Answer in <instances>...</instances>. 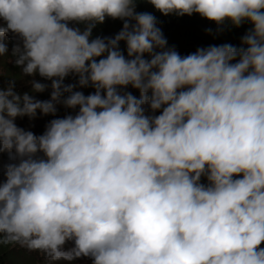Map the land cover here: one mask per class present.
<instances>
[{
	"label": "clouds",
	"instance_id": "clouds-1",
	"mask_svg": "<svg viewBox=\"0 0 264 264\" xmlns=\"http://www.w3.org/2000/svg\"><path fill=\"white\" fill-rule=\"evenodd\" d=\"M140 2L0 0V57L19 69L0 88V244L48 264H264V0H146L216 35L250 26L187 55ZM106 18L120 31L93 36ZM57 105L75 114L40 135L15 123Z\"/></svg>",
	"mask_w": 264,
	"mask_h": 264
},
{
	"label": "trees",
	"instance_id": "trees-1",
	"mask_svg": "<svg viewBox=\"0 0 264 264\" xmlns=\"http://www.w3.org/2000/svg\"><path fill=\"white\" fill-rule=\"evenodd\" d=\"M137 11H147L156 16L158 21V27L161 28L163 35L166 37L168 45L174 46L175 49L181 55H187L189 53L195 52L198 47H207L209 45H219L223 43H230L235 46H240V37L244 34L245 30L250 27L248 24H243L239 28H226L219 35H216V25L208 21L205 18H201L198 14H193L192 16H182L176 17L175 15L164 16L156 11L146 0H141L138 4ZM122 27V21L113 20L106 18L105 22L101 25H98L93 29V36H113L120 31ZM206 29L212 30V35H209L206 32ZM5 42L8 44L9 49H11L13 43L17 42V38L9 33L7 37L4 38ZM120 48L123 51L125 45L123 42L120 43ZM4 60V65L2 68V73L0 72V88H3L7 85L9 78L8 74L15 75L19 73V69L14 67L13 64L7 63L6 57H0V64ZM32 79V77H23L16 81V90L19 92H25L29 90V85L26 84L27 80ZM35 79L39 80L42 83L50 84V81H44L38 75ZM75 77H66L64 83H74ZM84 92L85 95L94 91L91 87L76 89ZM127 91H130L133 95H139L138 90L132 89L130 86ZM50 87L44 92L36 93L35 98L39 100H48L50 99ZM55 115H41L37 112L35 118L29 119L28 117L17 118L15 123L17 126L24 128L25 130H30L36 135L43 133L45 125L47 122L53 118H62L67 114H75L76 110L67 109L62 105L56 106ZM78 110V109H77ZM158 114V113H157ZM8 154L6 152H0V182L4 180V166L10 163ZM201 182H206L203 180ZM264 247V244L261 245ZM80 260L79 263L77 261ZM74 260L73 263L76 264H86L92 263L89 258H79ZM0 264H36L32 257L29 255V251L15 244L3 245L0 244ZM48 264V263H41Z\"/></svg>",
	"mask_w": 264,
	"mask_h": 264
},
{
	"label": "rangeland",
	"instance_id": "rangeland-1",
	"mask_svg": "<svg viewBox=\"0 0 264 264\" xmlns=\"http://www.w3.org/2000/svg\"><path fill=\"white\" fill-rule=\"evenodd\" d=\"M3 65H4V60L2 61V64H0V72L2 73V68H3ZM3 74V73H2ZM67 247H71V243L67 244L66 245ZM29 255L32 257L33 261L36 263V264H41V263H48L43 254L42 253H39V252H36V251H29ZM81 259H79L77 261V263L80 262ZM74 262V261H73ZM57 264H68V262L66 261H59L57 262ZM73 264H76V263H73ZM86 264H92V263H86Z\"/></svg>",
	"mask_w": 264,
	"mask_h": 264
}]
</instances>
